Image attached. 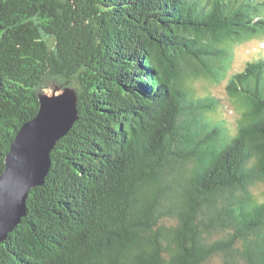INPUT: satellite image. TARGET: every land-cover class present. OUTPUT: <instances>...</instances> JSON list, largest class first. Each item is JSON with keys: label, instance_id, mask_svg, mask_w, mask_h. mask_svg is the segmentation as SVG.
Instances as JSON below:
<instances>
[{"label": "trees", "instance_id": "trees-1", "mask_svg": "<svg viewBox=\"0 0 264 264\" xmlns=\"http://www.w3.org/2000/svg\"><path fill=\"white\" fill-rule=\"evenodd\" d=\"M264 0H0V174L38 93L79 117L51 150L0 264H264ZM227 78L235 131L188 82Z\"/></svg>", "mask_w": 264, "mask_h": 264}, {"label": "water", "instance_id": "water-1", "mask_svg": "<svg viewBox=\"0 0 264 264\" xmlns=\"http://www.w3.org/2000/svg\"><path fill=\"white\" fill-rule=\"evenodd\" d=\"M38 98L39 110L16 133L0 174V242L26 215L30 189L42 185L50 169L51 150L79 117L78 94L71 85L54 84Z\"/></svg>", "mask_w": 264, "mask_h": 264}, {"label": "rangeland", "instance_id": "rangeland-1", "mask_svg": "<svg viewBox=\"0 0 264 264\" xmlns=\"http://www.w3.org/2000/svg\"><path fill=\"white\" fill-rule=\"evenodd\" d=\"M233 59L230 63L229 74L242 70L249 60L264 56V36L255 37L233 45ZM227 78L219 82L204 76L191 78L188 82L194 95H213L220 98V105L208 115L211 119L224 121L230 132L235 131L240 112L226 92ZM52 90V85L45 88V91ZM254 194L258 201H264V186L259 183L253 187ZM209 264H223L221 258L215 257Z\"/></svg>", "mask_w": 264, "mask_h": 264}]
</instances>
